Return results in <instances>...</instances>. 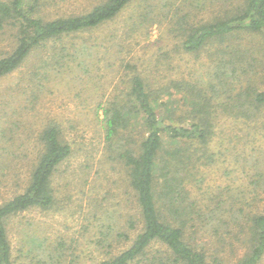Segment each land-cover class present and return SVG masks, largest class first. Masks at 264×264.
Wrapping results in <instances>:
<instances>
[{"label": "trees", "instance_id": "16d2710c", "mask_svg": "<svg viewBox=\"0 0 264 264\" xmlns=\"http://www.w3.org/2000/svg\"><path fill=\"white\" fill-rule=\"evenodd\" d=\"M51 2L0 0V41H9L0 50V78L13 73L37 50L110 24L135 3L140 9L130 29L165 25L183 52L208 49L211 61L205 81L169 78L161 85L128 64L133 74L127 91L95 109L109 157L126 165V208L130 210L124 224H118L119 206L101 204L100 215L113 221L101 224L95 234H100L94 240L97 251L104 254L97 264H261L264 203H259L260 191L250 192L246 199L243 190L231 188L232 199H227L206 198L205 192L196 190L203 180L200 172L225 155L211 149L224 119L220 112L226 120L232 118L226 121L232 124L228 133H235L229 142H237L241 133L264 130V58L255 54L264 52V0H99L86 11L56 18L43 14ZM203 10L209 15L198 19L196 12ZM245 37L257 45L245 43ZM61 47L59 54L66 50ZM39 64L50 66L44 59ZM33 74L34 80L48 77L39 70ZM175 91L184 101L169 109L162 94ZM188 103L193 104L185 110ZM61 132L58 124L45 126L40 135L42 151L27 182L0 205V264H14L9 220L32 208L53 210L60 203L54 181L74 152ZM244 161L253 163L251 178L264 194V150L256 154L253 148ZM223 188L219 186L217 192L229 189ZM66 245L61 240L50 249L40 243L33 260L62 264L68 257Z\"/></svg>", "mask_w": 264, "mask_h": 264}, {"label": "rangeland", "instance_id": "374dc122", "mask_svg": "<svg viewBox=\"0 0 264 264\" xmlns=\"http://www.w3.org/2000/svg\"><path fill=\"white\" fill-rule=\"evenodd\" d=\"M52 1L43 14L56 18L86 11L99 0ZM139 9L135 3L110 24L63 37L56 41L55 48L50 43L45 50L39 49L32 54L13 73L0 78V205L21 191L27 182L42 151L40 135L46 125L58 124L63 141L74 147L72 156L61 165L54 181L57 198H60L55 209L32 208L9 220L14 264H37L33 254L40 243L54 249L61 240L67 242L64 252L68 255L62 264H97L104 254L97 251L99 245L94 240L100 234H95L101 224L113 221L100 215L104 209L101 204L118 205L117 222L124 224L130 211L126 208L127 168L122 161L109 157L110 150L95 109L127 91L133 74L128 64L138 66L144 74L153 77L155 85L169 78L205 81L208 75L211 68L208 49L186 54L177 39L167 34L165 25L155 23L148 24V30L144 27L130 29L134 27L133 20L138 18ZM196 13L198 19L209 15L206 10ZM8 42L0 41L1 51L6 49ZM244 42L258 43L246 37ZM61 46L66 50L59 54ZM84 47L88 50L83 51ZM255 54L264 58L263 50ZM41 59L50 66H40ZM81 59L84 66L79 63ZM36 70L48 77L35 76L34 80L32 76ZM182 99L181 93L175 91L163 93L161 100L170 109L181 106ZM192 104H186L185 110ZM219 114L224 119L211 149L225 155L200 172L203 180L196 191L198 194L205 192L206 198L232 199L233 188V192L243 190L245 198L249 199V193L255 190L260 191L258 199L263 204L264 194L254 183L256 179L251 178L255 173L253 163H245L244 159L253 148L256 154L263 152L264 130L256 132L254 129L247 136L241 133L237 142L234 139L230 141L234 144L230 143L229 138L235 133H228L227 128L232 124L226 121L231 122L232 118L229 116L226 120L223 112ZM99 115H103L102 108ZM219 186L229 189L217 192ZM249 209L247 206L246 210ZM119 230L125 231L127 227ZM261 264H264V257Z\"/></svg>", "mask_w": 264, "mask_h": 264}]
</instances>
